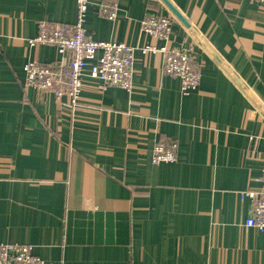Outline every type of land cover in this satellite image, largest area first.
<instances>
[{"label":"crops","instance_id":"obj_1","mask_svg":"<svg viewBox=\"0 0 264 264\" xmlns=\"http://www.w3.org/2000/svg\"><path fill=\"white\" fill-rule=\"evenodd\" d=\"M92 0L90 38L135 47L133 86L85 75L80 105L25 87L24 65L65 63L31 43L41 20L71 24L76 0H0V243L44 264H264V232L247 227L264 165V112L162 0ZM264 108V2L170 0ZM171 16L168 41L141 29ZM193 47L203 75L184 92L147 46ZM160 139L174 162L154 163Z\"/></svg>","mask_w":264,"mask_h":264},{"label":"built area","instance_id":"obj_2","mask_svg":"<svg viewBox=\"0 0 264 264\" xmlns=\"http://www.w3.org/2000/svg\"><path fill=\"white\" fill-rule=\"evenodd\" d=\"M263 3L264 0H254ZM77 17L74 23H54L41 20L38 34L31 43L53 45L59 53L69 54L65 63H41L30 60L24 65L25 87L53 93L57 98L68 97L72 109L80 105V93L84 76L89 75L108 86L131 89L133 86V65L135 47L124 42L95 40L88 36L87 14L92 0H76ZM119 5L115 0L98 3V12L108 19H115ZM173 20L169 15L153 12L142 19L144 33L168 41L172 34ZM144 52L160 53L166 74L179 77L184 92L197 89L202 79V69L196 61L193 47L167 44L147 46ZM178 144L174 140L160 139L153 147L154 163L174 162L177 159ZM257 189L240 193L250 199V214L245 225L264 232V165ZM0 264H44V260L27 244L0 243Z\"/></svg>","mask_w":264,"mask_h":264},{"label":"water","instance_id":"obj_3","mask_svg":"<svg viewBox=\"0 0 264 264\" xmlns=\"http://www.w3.org/2000/svg\"><path fill=\"white\" fill-rule=\"evenodd\" d=\"M171 11L201 40V42L207 47V49L214 55V57L223 65V67L228 71V73L237 81V83L241 86L243 90H245L258 104V106L263 110V106L256 100V98L250 93L247 86L231 71V69L223 62V60L213 51V49L209 46V44L202 39L199 33L191 26V24L186 20L184 15L174 6V4L170 0H162Z\"/></svg>","mask_w":264,"mask_h":264}]
</instances>
